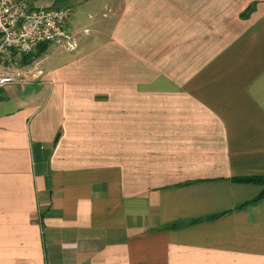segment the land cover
Listing matches in <instances>:
<instances>
[{
    "label": "crops",
    "instance_id": "crops-1",
    "mask_svg": "<svg viewBox=\"0 0 264 264\" xmlns=\"http://www.w3.org/2000/svg\"><path fill=\"white\" fill-rule=\"evenodd\" d=\"M41 6L78 49L2 57L0 264H264V0Z\"/></svg>",
    "mask_w": 264,
    "mask_h": 264
},
{
    "label": "built area",
    "instance_id": "built-area-1",
    "mask_svg": "<svg viewBox=\"0 0 264 264\" xmlns=\"http://www.w3.org/2000/svg\"><path fill=\"white\" fill-rule=\"evenodd\" d=\"M42 0H0V65L10 54L28 55L40 45H57L68 52L78 48L68 28L69 13L64 8L36 6ZM19 73L0 72V90L21 84Z\"/></svg>",
    "mask_w": 264,
    "mask_h": 264
},
{
    "label": "rangeland",
    "instance_id": "rangeland-1",
    "mask_svg": "<svg viewBox=\"0 0 264 264\" xmlns=\"http://www.w3.org/2000/svg\"><path fill=\"white\" fill-rule=\"evenodd\" d=\"M42 1L36 3V6L40 7ZM57 45H49L48 49L38 58V62L42 61L44 64H53L54 59H62L70 55L66 50L62 47H56ZM78 49V48H77ZM51 59V60H49ZM53 59V60H52ZM36 61V62H37ZM42 67V66H39Z\"/></svg>",
    "mask_w": 264,
    "mask_h": 264
},
{
    "label": "trees",
    "instance_id": "trees-1",
    "mask_svg": "<svg viewBox=\"0 0 264 264\" xmlns=\"http://www.w3.org/2000/svg\"><path fill=\"white\" fill-rule=\"evenodd\" d=\"M47 44L40 45L37 50L28 55H21L22 61L26 64H30L34 62V60L38 59L46 50ZM240 181L244 182H253V183H258L264 185V178H247V179H242ZM264 197V191L260 194L259 198Z\"/></svg>",
    "mask_w": 264,
    "mask_h": 264
}]
</instances>
